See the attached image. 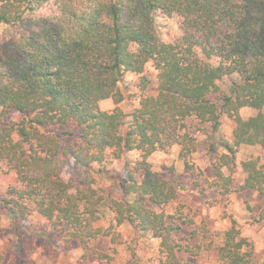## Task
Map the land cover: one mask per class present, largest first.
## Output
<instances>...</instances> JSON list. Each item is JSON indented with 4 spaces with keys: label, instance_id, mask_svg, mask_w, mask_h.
Listing matches in <instances>:
<instances>
[{
    "label": "trees",
    "instance_id": "16d2710c",
    "mask_svg": "<svg viewBox=\"0 0 264 264\" xmlns=\"http://www.w3.org/2000/svg\"><path fill=\"white\" fill-rule=\"evenodd\" d=\"M156 11L181 19L180 37H161ZM149 64L157 71L153 94L141 95L129 113L101 109L103 99H125L119 86L127 72L142 74L145 88ZM232 74L240 81L227 93L218 81ZM246 106L257 113L243 118ZM223 116L235 122L232 141L219 133ZM189 120L210 127L203 141ZM201 145L214 158L221 193L233 184L238 146L264 152V0H0V164L19 184L0 202L13 224L40 215L65 246L81 244L79 264H110L123 224L133 232L132 252L139 239L157 241L159 264H193L184 256L202 248L213 250L215 264H264L234 221L221 232L201 227V240L209 238L203 244L199 229L183 232L193 220L165 212L183 186L173 167L164 176L149 156L179 146L185 170L196 175L192 154ZM134 151L139 158L112 187L120 197L97 185L108 155ZM241 165L238 190L264 193V158ZM98 239H108L110 251L91 245Z\"/></svg>",
    "mask_w": 264,
    "mask_h": 264
},
{
    "label": "rangeland",
    "instance_id": "374dc122",
    "mask_svg": "<svg viewBox=\"0 0 264 264\" xmlns=\"http://www.w3.org/2000/svg\"><path fill=\"white\" fill-rule=\"evenodd\" d=\"M156 21L165 41H173L180 37L181 19L178 16H167L159 11L155 12ZM135 49V45H131ZM157 71L150 64L147 65L143 75L146 76V87L141 88V75L127 72L120 83V90L126 95L125 99L115 104L112 99H103L99 102L101 109L111 111L119 106L124 112L129 113L138 104L143 94H153L156 91ZM237 74L225 76L218 81L222 90L229 93L233 83L239 82ZM257 113L253 107H243L240 115L247 118ZM190 132L201 142L210 132L206 124L196 120L188 121ZM235 122L232 118L223 116L219 133L228 140H233ZM179 146H174L169 152L156 151L152 153L148 162L152 168L168 175V168L173 167L183 189L175 200L164 206L167 214L180 218L179 221L191 219L193 224L184 223L183 232L190 234L193 229L206 228L209 232L226 230L234 221L242 236H245L253 245L258 261H264V193L256 190H238V185L243 182L245 172L241 162L250 157L264 158V152L254 145H241L237 148L235 170L232 173L233 184L227 193H221L214 184L213 160L201 145L192 154L197 174H190L185 170L183 160L178 157ZM139 158V152L134 151L121 159H110L108 155L102 176L97 177V185L112 189L116 197L121 193L115 187L119 174L124 172L125 164L129 167ZM225 172L226 169H224ZM72 172V161L66 165L62 176L68 179ZM140 180L144 176L143 170L136 174ZM11 185H19L15 172L6 163L0 164V198L5 195ZM100 220L98 224H104ZM122 235V242L115 244L114 258L110 264H159L157 241L139 239L133 243L134 252L128 246L133 238V232L128 224L117 228ZM44 234V236L41 235ZM202 231L198 233L200 242L206 244L209 238L201 240ZM210 241V240H209ZM213 244L215 242L211 241ZM101 251H110L113 246L108 239H98L91 243ZM82 246L77 241H72L65 246L59 233V228L53 229L50 223L40 215H32L20 225L13 224L9 218L8 210L0 202V264H79ZM213 250L202 248L198 255L184 258L193 264H215ZM88 264H103L98 259L90 258Z\"/></svg>",
    "mask_w": 264,
    "mask_h": 264
}]
</instances>
